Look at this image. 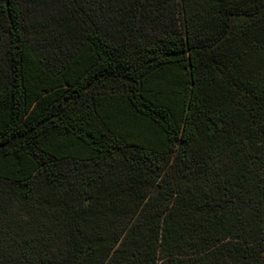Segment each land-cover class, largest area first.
Returning <instances> with one entry per match:
<instances>
[{"label": "trees", "instance_id": "trees-1", "mask_svg": "<svg viewBox=\"0 0 264 264\" xmlns=\"http://www.w3.org/2000/svg\"><path fill=\"white\" fill-rule=\"evenodd\" d=\"M0 264H264V0H0Z\"/></svg>", "mask_w": 264, "mask_h": 264}]
</instances>
